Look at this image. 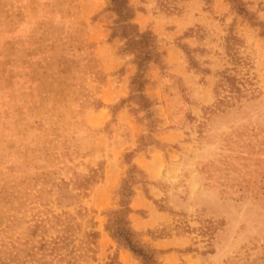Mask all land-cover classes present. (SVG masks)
<instances>
[{"label":"rangeland","instance_id":"374dc122","mask_svg":"<svg viewBox=\"0 0 264 264\" xmlns=\"http://www.w3.org/2000/svg\"><path fill=\"white\" fill-rule=\"evenodd\" d=\"M240 1L129 0L159 54L132 93L110 0H0V264H142L109 226L131 190L156 264H264V0Z\"/></svg>","mask_w":264,"mask_h":264},{"label":"trees","instance_id":"16d2710c","mask_svg":"<svg viewBox=\"0 0 264 264\" xmlns=\"http://www.w3.org/2000/svg\"><path fill=\"white\" fill-rule=\"evenodd\" d=\"M236 1V3H235ZM232 5H239L240 8L236 10L239 13H245L243 3L240 0H230ZM111 9L116 14V18L111 27L112 38L118 37L124 41L122 52L131 53L134 56V63L136 64L137 71L132 79V93L142 90L148 83L145 78V73L148 66L151 63H157L159 60V54L156 51L155 37L149 31H140L138 26L133 22L135 17V9L129 3V0H110ZM229 81V78H226ZM231 89L235 92H239V89L234 83H231ZM143 101L147 103V99L141 97ZM147 104L142 106L146 108ZM133 195L132 190L127 194V198L124 199L121 196L120 208L112 211V216L116 218L110 222L109 226L114 232L116 240L122 241L124 246L128 248L137 258L142 261V264H156L155 253L153 250L144 248V246L134 243V232L130 228L128 221L129 199Z\"/></svg>","mask_w":264,"mask_h":264},{"label":"crops","instance_id":"0c3cea01","mask_svg":"<svg viewBox=\"0 0 264 264\" xmlns=\"http://www.w3.org/2000/svg\"><path fill=\"white\" fill-rule=\"evenodd\" d=\"M1 62H5V60H0ZM3 65V64H2ZM120 115H124L123 113V110L120 111ZM135 197L138 199V202L141 204V207H148V204L147 202L144 200V197L141 196V194L137 191L134 195V200H135ZM133 200V201H134ZM132 201V202H133Z\"/></svg>","mask_w":264,"mask_h":264}]
</instances>
